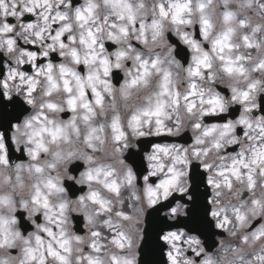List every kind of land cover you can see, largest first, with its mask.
Wrapping results in <instances>:
<instances>
[{"label": "clouds", "instance_id": "obj_1", "mask_svg": "<svg viewBox=\"0 0 264 264\" xmlns=\"http://www.w3.org/2000/svg\"><path fill=\"white\" fill-rule=\"evenodd\" d=\"M0 264H264V0H0Z\"/></svg>", "mask_w": 264, "mask_h": 264}, {"label": "flooded vegetation", "instance_id": "obj_2", "mask_svg": "<svg viewBox=\"0 0 264 264\" xmlns=\"http://www.w3.org/2000/svg\"><path fill=\"white\" fill-rule=\"evenodd\" d=\"M13 118H16V117H13ZM10 126V125H9Z\"/></svg>", "mask_w": 264, "mask_h": 264}]
</instances>
